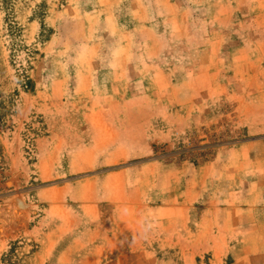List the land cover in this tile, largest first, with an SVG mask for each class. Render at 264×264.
<instances>
[{
    "label": "rangeland",
    "instance_id": "1",
    "mask_svg": "<svg viewBox=\"0 0 264 264\" xmlns=\"http://www.w3.org/2000/svg\"><path fill=\"white\" fill-rule=\"evenodd\" d=\"M0 264H264V0H0Z\"/></svg>",
    "mask_w": 264,
    "mask_h": 264
}]
</instances>
